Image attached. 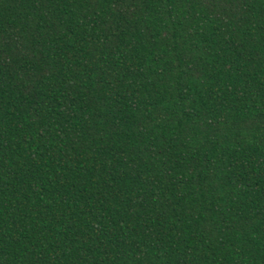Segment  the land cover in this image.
<instances>
[{
    "label": "trees",
    "instance_id": "trees-1",
    "mask_svg": "<svg viewBox=\"0 0 264 264\" xmlns=\"http://www.w3.org/2000/svg\"><path fill=\"white\" fill-rule=\"evenodd\" d=\"M0 264H264V0H0Z\"/></svg>",
    "mask_w": 264,
    "mask_h": 264
}]
</instances>
